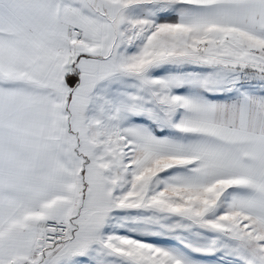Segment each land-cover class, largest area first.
Wrapping results in <instances>:
<instances>
[{
  "label": "snow or ice",
  "instance_id": "snow-or-ice-1",
  "mask_svg": "<svg viewBox=\"0 0 264 264\" xmlns=\"http://www.w3.org/2000/svg\"><path fill=\"white\" fill-rule=\"evenodd\" d=\"M0 264H264V0H0Z\"/></svg>",
  "mask_w": 264,
  "mask_h": 264
}]
</instances>
